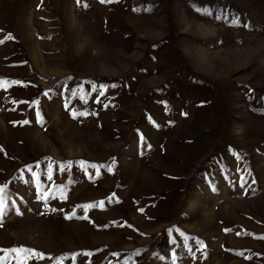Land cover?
Returning a JSON list of instances; mask_svg holds the SVG:
<instances>
[{"label": "rangeland", "instance_id": "rangeland-1", "mask_svg": "<svg viewBox=\"0 0 264 264\" xmlns=\"http://www.w3.org/2000/svg\"><path fill=\"white\" fill-rule=\"evenodd\" d=\"M0 186V264H264V0H0Z\"/></svg>", "mask_w": 264, "mask_h": 264}, {"label": "snow or ice", "instance_id": "snow-or-ice-1", "mask_svg": "<svg viewBox=\"0 0 264 264\" xmlns=\"http://www.w3.org/2000/svg\"><path fill=\"white\" fill-rule=\"evenodd\" d=\"M78 3H79V0H78ZM86 6L87 5H85V7ZM100 87L103 89V88H106L108 86L107 85H100ZM112 87H115V85H112ZM45 95H47V93H45ZM34 103H38V101H34ZM65 107H67V104L65 105ZM79 115H88V113L80 112ZM72 116H73V118H75L77 116V112L73 111L72 112ZM36 122L39 123V124H43V122H44L43 117L41 116V113H40L39 110H37V113H36ZM23 123H30V122L29 121H24ZM68 163H71V162H68ZM85 163H86L85 161H80L81 166H83ZM63 167L64 166H63V163H62L61 164V169L62 170H63ZM92 167L93 168H97V165L93 164ZM241 186H243V184ZM213 190H215V189H213ZM2 192H3V186H0V193H2ZM84 207H86V208L87 207H91V205H86ZM6 208H7V202H6L5 198L3 197V195L0 194V225L3 224ZM16 214L17 215H23L20 212L19 208L16 209ZM68 218H70V217H68ZM201 244H202V242H201ZM0 251H3V250H0ZM10 251L12 253L18 254V256H24L25 253H28V254H34L35 256L40 257L41 259L44 258V254L43 253L38 252L36 249H29V248H26L24 246H19L18 248H13ZM19 264H27L26 259H21L19 261Z\"/></svg>", "mask_w": 264, "mask_h": 264}]
</instances>
